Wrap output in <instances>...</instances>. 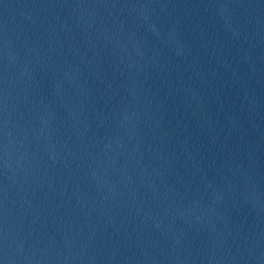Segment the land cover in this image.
Instances as JSON below:
<instances>
[{
	"label": "water",
	"instance_id": "water-1",
	"mask_svg": "<svg viewBox=\"0 0 264 264\" xmlns=\"http://www.w3.org/2000/svg\"><path fill=\"white\" fill-rule=\"evenodd\" d=\"M0 264H264V0H0Z\"/></svg>",
	"mask_w": 264,
	"mask_h": 264
}]
</instances>
